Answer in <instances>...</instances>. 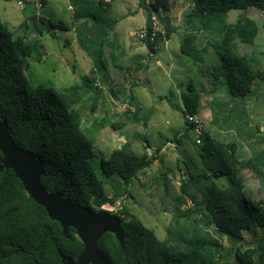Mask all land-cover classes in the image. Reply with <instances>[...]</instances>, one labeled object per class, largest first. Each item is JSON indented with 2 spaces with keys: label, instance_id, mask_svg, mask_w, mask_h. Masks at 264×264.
<instances>
[{
  "label": "trees",
  "instance_id": "obj_1",
  "mask_svg": "<svg viewBox=\"0 0 264 264\" xmlns=\"http://www.w3.org/2000/svg\"><path fill=\"white\" fill-rule=\"evenodd\" d=\"M186 1L192 9L179 28V52L199 66L200 75L208 74L212 92L224 85L231 99L246 97L257 81H264V72L253 70L246 56L232 54V41L251 44L258 28L251 19L230 24L226 17L229 11L250 8L264 14V0ZM67 2L76 40L92 59L90 73L101 74L106 71L102 47H110V62L116 60L112 51L119 50L112 33L117 20L108 14L106 0ZM138 7L146 12L147 37L141 41L154 53L177 31L166 23L163 32L155 31L153 40H149L152 18L160 20L159 11H168L169 0H139ZM26 25L40 33L44 20L29 16L21 27ZM58 27L64 26L59 23ZM38 53L35 42L25 35L14 37L0 21V119L6 122L16 146L40 158L44 170L40 183L47 192H60L92 211L113 206L123 198L138 169L149 165L154 157H137L119 149L97 162L93 143L81 128L76 105L82 94L91 91L97 96L100 89L86 75L62 91L33 85L27 71L31 59L41 57ZM203 67H207L206 71ZM133 84H129L125 99L128 108L139 110ZM187 91L180 93L184 133L166 141L176 146L181 137L193 132L186 116L196 117L198 110V91L190 87ZM132 116L137 117V112L133 111ZM192 146L206 172L194 174L187 168L183 171L165 239L159 240L121 205L114 215L120 221L122 243L110 233L97 242V249L108 264H264V234L250 247L229 251L232 262L220 256L221 238L239 242L243 232L259 229L264 233V198L253 201L242 178L244 170L251 171L264 191V146L247 159L238 157L235 142H222L203 133L200 143L194 138ZM212 174L221 175L218 178L225 183L217 185ZM169 182L164 177V185ZM104 184L112 188L111 196L105 193ZM82 250L73 228L69 227L64 236L59 223L50 220L26 194L12 171H0V264H63L62 258L75 261Z\"/></svg>",
  "mask_w": 264,
  "mask_h": 264
},
{
  "label": "rangeland",
  "instance_id": "obj_2",
  "mask_svg": "<svg viewBox=\"0 0 264 264\" xmlns=\"http://www.w3.org/2000/svg\"><path fill=\"white\" fill-rule=\"evenodd\" d=\"M18 1L0 0V21L14 37L25 35L38 45L41 57L31 59L27 71L29 81L62 91L86 75L93 79L92 85L100 89L97 96L91 91L82 94L76 105L81 114V128L93 143L96 161L108 159L112 151L119 149L137 157L144 154L154 157L149 165L138 169L123 198L102 209L114 213L123 205L159 240L165 239L166 229L171 224L172 201L179 194L183 171L187 168L194 174L206 172L192 146L195 133L181 137L177 146L166 143L184 133L180 93H187L188 87L199 93L196 118L203 134L222 142H235L240 159L249 158L264 146V81H257L246 97L231 99L224 85H218L212 92L208 74L200 75L199 66L179 52V28L192 9L188 1L169 0L168 11H159L157 30L163 32V25L167 23L177 31L156 47L154 53L148 51L138 36L146 24V12L138 7L139 0L107 1L108 14L117 20L112 33L119 50L112 51L116 60L110 62V47H102L106 71L101 74L90 73L92 59L76 40L67 0H21L23 7ZM29 16L43 18L40 33L28 25L21 27ZM244 18L256 23L257 34L251 44L233 39L231 52L246 56L253 70L264 72V14L254 8L232 10L227 13L226 21L234 24ZM49 23L54 27H49ZM59 23L64 26L62 29ZM93 41L95 45L96 40ZM205 69L207 67H203ZM132 83L139 110L128 108L125 99ZM133 111L137 112V117L132 116ZM164 177L170 179L166 186ZM242 178L251 199L262 200L264 191L251 171L244 170ZM214 180L219 186L225 183L218 177ZM104 190L111 196L109 185L104 184ZM263 234L262 230L253 229L243 232L239 242L221 238V258L232 262L229 251L250 247Z\"/></svg>",
  "mask_w": 264,
  "mask_h": 264
},
{
  "label": "water",
  "instance_id": "obj_3",
  "mask_svg": "<svg viewBox=\"0 0 264 264\" xmlns=\"http://www.w3.org/2000/svg\"><path fill=\"white\" fill-rule=\"evenodd\" d=\"M0 171L11 170L22 184L26 194L46 212L48 218L59 223L62 234L73 228L83 245L75 261L62 258L63 264H108L97 249V242L105 233L112 234L121 244L123 239L120 221L113 212L105 209L92 211L60 192H47L40 183L44 173L40 158L19 148L11 139L4 120L0 119ZM221 175L212 174L215 179Z\"/></svg>",
  "mask_w": 264,
  "mask_h": 264
},
{
  "label": "built area",
  "instance_id": "obj_4",
  "mask_svg": "<svg viewBox=\"0 0 264 264\" xmlns=\"http://www.w3.org/2000/svg\"><path fill=\"white\" fill-rule=\"evenodd\" d=\"M106 1H109V0H106ZM22 3L23 2L21 0L18 1V5L21 6V7H23ZM152 20H153V22H152V33L150 34V37H149L150 41L153 40V36H154L155 31H158L157 30V25H156L157 21L155 20L154 17L152 18ZM138 36H139L140 39H145L147 37L146 30H141L139 32ZM186 120L188 121V123L193 125V133H195V142L197 144H199L200 143V135L202 133L200 122L197 120V118L195 116H190V115L186 116ZM166 143H167V145H169L172 142H166ZM172 144H174V143H172ZM117 204L119 205V203H117Z\"/></svg>",
  "mask_w": 264,
  "mask_h": 264
},
{
  "label": "crops",
  "instance_id": "obj_5",
  "mask_svg": "<svg viewBox=\"0 0 264 264\" xmlns=\"http://www.w3.org/2000/svg\"><path fill=\"white\" fill-rule=\"evenodd\" d=\"M165 43V42H164ZM138 67H135V69H137ZM135 101H136V99H135ZM137 102V101H136ZM137 103H139V102H137Z\"/></svg>",
  "mask_w": 264,
  "mask_h": 264
}]
</instances>
